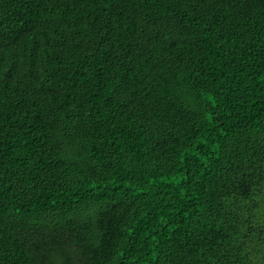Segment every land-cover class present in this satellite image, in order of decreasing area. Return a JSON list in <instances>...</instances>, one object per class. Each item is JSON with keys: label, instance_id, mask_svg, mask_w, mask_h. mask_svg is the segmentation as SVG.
Masks as SVG:
<instances>
[{"label": "trees", "instance_id": "trees-1", "mask_svg": "<svg viewBox=\"0 0 264 264\" xmlns=\"http://www.w3.org/2000/svg\"><path fill=\"white\" fill-rule=\"evenodd\" d=\"M0 264H264V0H0Z\"/></svg>", "mask_w": 264, "mask_h": 264}]
</instances>
